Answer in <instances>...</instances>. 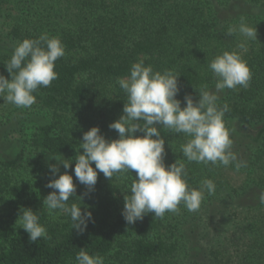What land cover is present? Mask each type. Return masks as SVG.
I'll list each match as a JSON object with an SVG mask.
<instances>
[{"label":"trees","instance_id":"1","mask_svg":"<svg viewBox=\"0 0 264 264\" xmlns=\"http://www.w3.org/2000/svg\"><path fill=\"white\" fill-rule=\"evenodd\" d=\"M81 1L76 19L72 17L68 26L53 23L44 31L43 22L39 21V26L26 18L8 34L14 47L43 33L59 37L65 56L56 61L59 78L34 93L40 108L49 116L20 150L0 158V197L21 199L27 196L33 181L47 185L65 172L73 175L74 183L78 182L74 158L84 132L98 126L106 138H118L109 125L123 114L127 97L116 81L130 75L133 63L143 59L155 71L173 70L180 75L177 99L184 107V96L198 100L201 86L207 84L208 90L215 91L208 64L223 51L234 50L239 42L236 35L228 36L225 28H218L202 0ZM254 43L252 49L256 51L251 50L246 60L252 73L250 86L218 93V104L230 106L224 120L228 129H234L230 132L232 151L247 162V167L241 168L246 180L238 190L231 191L223 185L212 197L225 208L221 230L211 247L213 264H264V205L259 203L264 192V36L260 44ZM13 50L0 47V74L8 79L11 75L4 63ZM161 134L165 138V164L171 165L177 159L185 162L190 187L198 188L201 176H212L224 168L188 163L181 152L188 138L163 129ZM65 159L73 161L71 167L60 165V173L53 177L50 165ZM115 175L121 186L104 183L107 178L98 173L96 185L101 195L89 209L94 222L83 234L72 230L70 216L61 214L56 220L43 206L33 207L48 232V239L38 238L33 243L16 224L19 206L8 218L0 215V264H76L80 249L104 257L105 262L117 258L119 264H157L177 257L184 244L181 226L190 212L181 205L178 224L164 235L160 234L164 217L147 214L143 220L128 224L122 215L124 196L135 172ZM52 191L46 187L45 197ZM73 202L80 205L79 197L70 198L69 204ZM113 207L116 213L111 221L99 222V211Z\"/></svg>","mask_w":264,"mask_h":264},{"label":"clouds","instance_id":"2","mask_svg":"<svg viewBox=\"0 0 264 264\" xmlns=\"http://www.w3.org/2000/svg\"><path fill=\"white\" fill-rule=\"evenodd\" d=\"M227 35H236L239 42L232 51H223L209 64L215 81V91L208 85L201 86L199 99L184 96L186 106L177 99L180 92L179 77L173 70L155 71L141 59L131 65L130 75L120 77L116 83L126 95L123 114L109 128L118 133L117 139H108L98 126L84 132L75 159L74 175L84 185L88 195L95 190L98 173L107 179L114 174L135 172L127 195L124 196L122 215L128 224L143 220L145 215L163 218L166 213L178 214L182 205L189 212L199 211L205 194L216 192L212 179H204L198 188L189 186L185 162L176 160L171 165L164 162L165 138L161 129L168 133H183L188 139L181 145V152L188 163L204 165L234 166L236 171L247 167L232 151L234 144L230 130L225 124V114L230 111L228 103L218 104V93L225 89L248 88L252 73L243 58L248 52V43L256 41L257 29L250 26L242 16L238 25H229ZM65 56V47L59 37L41 34L38 38H26L19 42L10 59L5 62L8 79L0 74V97L4 103L17 108H31L36 103L40 88L50 87L59 78L55 71L56 61ZM195 87V86H194ZM196 88V87H195ZM142 135H137V133ZM79 149H83L79 153ZM71 159L50 165L53 177L60 173V165L68 169ZM93 164L95 167H93ZM46 187L53 189L43 200V208L49 215L56 212L70 216L72 230L83 234L90 222H94L91 211L70 198L76 195L73 175L65 172L50 179ZM264 205V192L259 196ZM16 224L29 234L30 242L38 238L48 239L46 226L40 223L38 211L21 206ZM76 264H105L104 257L91 255L80 249L75 257Z\"/></svg>","mask_w":264,"mask_h":264},{"label":"rangeland","instance_id":"3","mask_svg":"<svg viewBox=\"0 0 264 264\" xmlns=\"http://www.w3.org/2000/svg\"><path fill=\"white\" fill-rule=\"evenodd\" d=\"M81 0H1L0 1V47L5 50L15 48L8 34L18 25L22 24L27 18V22L32 24L39 21L45 25V30L49 28V24H58L60 26H68V21L73 17L75 20L77 7ZM205 11L214 16L218 28L228 29L229 25H238L240 18L243 16L246 22L257 29L256 41L248 43V52L243 58L247 57L251 52L254 42L260 44L264 36V0H202ZM72 24V23H71ZM70 25V24H69ZM236 40H239L236 36ZM252 50V51H251ZM2 53V52H1ZM226 92V91H224ZM4 99L0 97V158L11 152L20 150L28 140L31 139L35 129L49 116L48 112H43L39 102L31 108H17L12 104L4 103ZM46 117V118H45ZM166 158V155H165ZM212 179L216 184V189L225 186L231 191L238 190L246 180L245 172L240 169L236 171L234 166L224 167L212 176H201L200 182L204 179ZM104 183H113L121 186V182L114 174L113 179H107ZM76 184V195L84 196L83 201L79 198L83 211H89L94 207V199L98 198L101 193L96 185L95 190L88 195V189L80 184ZM103 184V183H102ZM101 186V185H100ZM46 185L44 182L33 181L31 188L27 190V196L21 199L12 198L10 196L0 197V215L8 218L12 209L16 206L26 208L41 207L45 198ZM216 193V192H215ZM213 195L205 194V198L197 211L190 212L181 226L184 236V244L181 247L180 254L172 259L163 260L157 264H213L214 258L211 255V247L215 246L216 236L221 230L224 218L225 208L217 204ZM116 209L109 208L101 210L97 215L99 222L111 221ZM61 213L51 215V218L58 219ZM192 215V216H191ZM180 215L168 213L164 216V221L160 230V234L164 235L170 232L179 222ZM20 226L19 224H17ZM197 226V227H196ZM2 246L0 244V251ZM225 260V259H223ZM105 264H119L118 259H113Z\"/></svg>","mask_w":264,"mask_h":264}]
</instances>
